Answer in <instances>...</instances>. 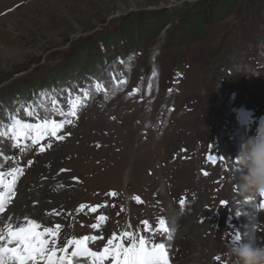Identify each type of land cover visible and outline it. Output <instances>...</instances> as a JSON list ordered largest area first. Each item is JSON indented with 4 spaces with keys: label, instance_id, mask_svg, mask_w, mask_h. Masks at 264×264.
Instances as JSON below:
<instances>
[{
    "label": "rangeland",
    "instance_id": "obj_1",
    "mask_svg": "<svg viewBox=\"0 0 264 264\" xmlns=\"http://www.w3.org/2000/svg\"><path fill=\"white\" fill-rule=\"evenodd\" d=\"M158 12L164 21L145 47L89 74L93 43ZM72 57L85 68L68 77L61 71ZM83 89L91 93L86 106L58 132L63 140H41L52 144L43 153L0 138V171L25 169L3 216L61 224L58 248L103 236L89 244L93 251L123 231L167 245L142 223L155 229L164 218L174 235L170 264H230L237 234L264 245V197L241 196L246 173L237 164L264 123V0H0V130L17 112L38 122L22 104L59 122L39 105L51 108L55 97L67 111ZM81 204L101 207L78 212ZM100 215L107 220L92 229Z\"/></svg>",
    "mask_w": 264,
    "mask_h": 264
},
{
    "label": "snow or ice",
    "instance_id": "obj_2",
    "mask_svg": "<svg viewBox=\"0 0 264 264\" xmlns=\"http://www.w3.org/2000/svg\"><path fill=\"white\" fill-rule=\"evenodd\" d=\"M126 84L127 81H121ZM95 91H103V85L97 83L94 85ZM83 99L76 96L69 100V107L64 111L57 104L55 97L51 98V108H47L41 103L39 107L43 108L46 113H55L63 117V120L57 121L51 118V115L41 116L32 105L20 107L29 117H34L37 123H28L20 118L19 113L10 114L8 119L10 123L0 130V138H7L12 142L14 148L19 149L22 153L30 150V147L39 146V152L43 153L46 148H51L52 144L41 145V140L47 137H54L57 140H63L65 137L58 135L65 125H71L78 118V112L86 106L85 101L91 93L83 89ZM42 95L47 96V93ZM30 142V143H29ZM208 160L216 163L217 158L209 155ZM30 166V164H29ZM25 169L12 167L9 171H0V264H170L169 252L171 250V241L174 239L173 232L168 227L164 218L158 219V226L152 229L148 221H142L146 230L153 235L159 233L166 235L167 245L164 242H155L151 238H145L133 231H123L120 235L115 233L107 240L101 251H93L90 243L102 240L103 236H83L80 238L73 237L66 243L57 247L60 238L62 225L57 223L53 227H45L36 220L25 217L23 221L13 223L10 217H4L8 206L12 203L16 195V185L19 178L24 175ZM65 171V170H61ZM203 175L208 173L204 171ZM10 177L11 179H6ZM63 185H57V189ZM110 196H116L115 192L108 193ZM137 203H143L139 196L133 197ZM187 204V198H181L179 205L184 209ZM101 207L81 204L77 211L82 212L85 208L95 212ZM260 207L264 208V201ZM58 212H51L49 215H59ZM69 215H71L69 213ZM107 217L100 215L97 217V223L90 227L99 230ZM131 227V225H128ZM237 234L233 242L238 240ZM127 240V245H125ZM69 248L72 249L69 252ZM219 260V257H216Z\"/></svg>",
    "mask_w": 264,
    "mask_h": 264
},
{
    "label": "clouds",
    "instance_id": "obj_3",
    "mask_svg": "<svg viewBox=\"0 0 264 264\" xmlns=\"http://www.w3.org/2000/svg\"><path fill=\"white\" fill-rule=\"evenodd\" d=\"M237 164L246 173L241 178V196L250 200L264 197V123L243 143ZM226 255L230 264H264V245L244 243L240 237L227 249Z\"/></svg>",
    "mask_w": 264,
    "mask_h": 264
},
{
    "label": "trees",
    "instance_id": "obj_4",
    "mask_svg": "<svg viewBox=\"0 0 264 264\" xmlns=\"http://www.w3.org/2000/svg\"><path fill=\"white\" fill-rule=\"evenodd\" d=\"M163 14L165 13L158 12L152 16H148V18L136 17L135 19L126 20L125 24L118 29L117 34L103 37L99 39V41L93 43L98 52L93 55L91 61L85 64V66H90L89 68L91 70L89 74L91 75L92 71L97 67H103L115 60L123 63L129 56L134 54L133 50L140 49V46L145 47L149 38L153 36V32H157L156 26L164 21L162 20ZM153 24L156 25L154 26ZM116 49L120 51L116 52ZM72 59H70L72 61H70L69 64L65 65L61 74L70 77L77 74L78 71L81 73V69L85 68V66L80 65L75 58L72 57ZM36 93L38 92L36 91Z\"/></svg>",
    "mask_w": 264,
    "mask_h": 264
},
{
    "label": "bare ground",
    "instance_id": "obj_5",
    "mask_svg": "<svg viewBox=\"0 0 264 264\" xmlns=\"http://www.w3.org/2000/svg\"><path fill=\"white\" fill-rule=\"evenodd\" d=\"M4 217H6V216H4ZM25 217H27V216H26V215L23 216L22 213H18V214H16L15 216H13V217L11 218V220H12L13 223H17V222L23 221V219H24ZM27 218H28V217H27ZM71 251H72V250H70L69 252H71ZM82 264H84L83 261H82Z\"/></svg>",
    "mask_w": 264,
    "mask_h": 264
}]
</instances>
